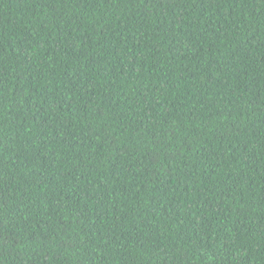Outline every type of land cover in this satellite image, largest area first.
<instances>
[{"label": "trees", "instance_id": "1", "mask_svg": "<svg viewBox=\"0 0 264 264\" xmlns=\"http://www.w3.org/2000/svg\"><path fill=\"white\" fill-rule=\"evenodd\" d=\"M0 264H264V0H0Z\"/></svg>", "mask_w": 264, "mask_h": 264}]
</instances>
